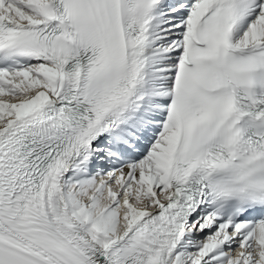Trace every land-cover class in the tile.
Wrapping results in <instances>:
<instances>
[{
  "label": "snow or ice",
  "instance_id": "1",
  "mask_svg": "<svg viewBox=\"0 0 264 264\" xmlns=\"http://www.w3.org/2000/svg\"><path fill=\"white\" fill-rule=\"evenodd\" d=\"M0 264H264V0H0Z\"/></svg>",
  "mask_w": 264,
  "mask_h": 264
}]
</instances>
